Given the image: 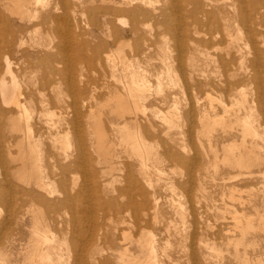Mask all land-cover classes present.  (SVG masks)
Returning <instances> with one entry per match:
<instances>
[{
    "label": "rangeland",
    "instance_id": "1",
    "mask_svg": "<svg viewBox=\"0 0 264 264\" xmlns=\"http://www.w3.org/2000/svg\"><path fill=\"white\" fill-rule=\"evenodd\" d=\"M66 1L90 9L78 33L82 41L94 43L92 50L79 41L67 47L63 54L56 47L41 46L38 42L54 45L59 38L39 31L36 40L30 39L28 34L34 27L20 31L19 25L29 22L21 21L16 15L10 16V30L0 27V75L7 55L13 63L12 73L28 96L27 104L34 110L30 118L34 134H41V143L33 154L37 161L32 157L31 163L38 164L33 165L36 176L39 173L46 181L48 175L53 176L54 191L50 195L34 180L30 184L21 181L13 173L19 161L12 164L4 154L11 169L8 168L6 180L2 181L0 175V249L6 251L10 264H24L22 259L34 236V215L46 221L52 234L57 235L58 243L69 249V255L62 249L64 256L59 264H105L104 260L108 264H127L123 259L145 260L150 254H154L157 264H264V226L257 227L259 219H264V51L256 55L246 46L244 67L224 64L223 57L230 55H224L220 47H207L196 33L202 23L177 16L188 7L183 0H151L154 3L139 6L122 0ZM137 6L142 10V22L140 15L135 17L127 11ZM146 11L148 14L144 15ZM161 12L169 15L168 24ZM133 23L138 28L134 32ZM49 26L51 30L55 23L50 22ZM21 39L25 40L23 44ZM115 51L125 60L112 70L105 56ZM76 53L86 61H77ZM256 57L258 63L254 65L252 60ZM129 71L144 78L145 83L140 91L142 113L138 114L136 124L132 123L134 116L126 114L129 126L125 128L124 120L118 119L111 109L110 98L122 94L131 101L133 87L126 82ZM232 72L234 76L230 75ZM203 74L212 79V85H206ZM6 80L8 84L13 83L9 73ZM224 81L236 86L228 91ZM70 83H77L76 87ZM83 90L96 94L93 104L95 116L100 115L103 143L98 150L89 146L79 157L82 163L63 173L62 159L57 156L56 162L50 156L57 154L54 146L59 137L57 129L70 126L69 121L76 116L74 107L68 106L74 105L76 99L80 102L81 129L87 136V111L86 107L81 108L82 95H79ZM7 109L0 90L3 141L9 136L10 117L19 113L17 108L12 107V112ZM230 110L237 112L235 116ZM205 113L226 115L229 121L239 122L228 129V124H214L204 118ZM249 114L255 116L253 124L255 120V130L260 134L255 139L257 154L244 161L249 165L247 171L222 158L228 155L224 146L233 144L248 153L243 141L251 138L243 131L242 123ZM164 116L180 117L174 118V126L169 127L163 121ZM118 121L116 126L114 122ZM51 123L55 128H51ZM70 136L72 140L75 137ZM135 138L139 140L142 154L145 152L150 159L147 167H140L134 153L130 140ZM211 138L217 145L214 148L217 164L214 156H209ZM72 147L69 153L74 152ZM238 149L234 153L236 157L240 156ZM13 151L18 149L14 147ZM256 158L259 160L254 162ZM2 168L0 163V172ZM1 186H6L4 197ZM66 197L70 203L55 206ZM246 222L254 228L249 227L242 234ZM104 234L108 235L106 243L102 240ZM139 236H142L141 243L137 241ZM151 238L152 253L147 244Z\"/></svg>",
    "mask_w": 264,
    "mask_h": 264
},
{
    "label": "bare ground",
    "instance_id": "2",
    "mask_svg": "<svg viewBox=\"0 0 264 264\" xmlns=\"http://www.w3.org/2000/svg\"><path fill=\"white\" fill-rule=\"evenodd\" d=\"M183 1L188 6L186 8V12L181 11L178 13L177 16L179 18H188L192 22H195V23H202V26L196 30V33L201 35L200 40H202L205 43V45H207V47H211V46L220 47L221 50H223L224 55H230V57L226 58V59L223 57L222 61L224 64L226 63V64H230L232 66H234V65L238 66L239 65L241 67H244L246 57L244 56L243 49L246 48V46H250V49H252L253 50L252 52L256 55H258L264 51V39H263L264 38V29H263L264 28L263 27L264 26V0H183ZM122 2L126 3V4H130V5L132 3H136V4H138V6L142 3H144V4L154 3V2H151V0H122ZM178 3L179 2H177V4ZM80 6L81 5H79L77 2H67L66 0H54L53 3L51 2V0H0V27L2 29H5V31L10 30V26L12 24L10 16L16 15V17H18L21 21L28 20V22H29L28 24H25V25L24 24L19 25L20 31L28 30L29 28L34 27L32 30L33 32H30L28 34V37L30 39L36 40V36L39 33V31H42V32L46 31L47 33H52L57 38H59L58 43L54 44V45H52L51 43H47V42L41 43V42L36 41L41 46H46V47L49 46V48L56 47L58 49L59 53L63 54L67 51V49H66L67 47H69V46L73 47L74 43L76 41L77 42L79 41V44H81L82 46H84V45L88 46L89 45V49L92 50L94 43H91V42L89 43L88 41L86 42L84 40H83L84 41L83 42L81 40L83 37L81 39L79 38L80 35L78 32H81V29L83 28L82 22H83V20H85V17L88 15L87 14L88 10H90V9H88V10L83 9V7H80ZM138 6L133 8V9L127 10V11H129L130 13H133V16H135V17L140 15V19L142 22V10H140V8ZM86 8H88V7H86ZM91 11H92V9H91ZM103 12L105 13V11H103ZM147 14H148V12L146 11L144 13V15H147ZM161 14L163 16V21L168 24L169 15L166 14V12H161ZM91 20L92 21L91 22L89 21V22L91 24H93L94 21L92 18H91ZM50 22L55 23V26L51 30H50V26H49ZM136 29H138L137 25H136V23H133V25L131 26V30L134 32V31H136ZM77 33L79 36H77ZM257 36H260L261 40L263 39V41H260V40L257 41L256 40ZM24 42H25V40L21 39L20 44H23ZM260 43H262V44H260ZM84 54L85 53H83V55ZM206 54L210 55L209 52H207ZM236 54L237 55L240 54V57L239 56L237 57ZM95 55H96V53H95ZM105 58H106V61L112 70H116L119 66V63L124 64L123 63L124 58H122V56L119 55L117 52L108 54L105 56ZM44 59H46V58H44ZM75 59L77 61H86L85 57L83 58L82 55H79L78 53H76ZM65 61H66V58H65L64 62ZM93 61H95V60H93ZM4 63H5V67H4L2 74L0 75V90H1L3 103L6 105V107H8V109L6 110L7 112H12V110H13L12 107H14V108H17V110H19V113L17 116L14 115V117H12V118L10 117V119H9L10 121L8 122L9 136L4 141L2 139L1 132H0V163L3 167L1 169L0 175L3 177L2 181L6 180L5 178L8 174V168L11 169V167H8L10 165H8L7 162L5 161L6 159L4 157V154L6 153V155L9 157L10 163L16 164V162L19 161V163H17L15 165L16 169L13 172L14 175L17 174L18 178L25 183L30 184L31 181L34 180L35 183H37L41 188L45 189L47 191V193H50V195H51L54 192L51 188V185L53 182L52 181L53 176L48 175L47 176L48 181H46L44 179L45 177L44 178L41 176L39 177L38 176L39 173L36 176L37 173L35 170V166H37L38 164L36 163L37 165H35V163H34L33 165H35V166H33L31 163L34 160L37 161V159H34L35 157H33V154L35 156V154H36L35 151H37V150H35V148L37 147V145L39 146L41 143V141L39 140V138L41 137V134L37 135L38 136V138H37V136L34 134L33 127L30 124V118H31V115H32L34 110L28 106V104H27V97L28 96L22 90L21 85L19 84L15 75L11 71V65L13 63H12L9 56L5 55ZM257 63H258V59L256 57L252 60V64L256 65ZM193 64H195V61L192 63V65ZM126 65H127V63H125V65L123 67L125 68ZM128 70L132 71V69H129V68H128ZM7 73H9L12 77V80H13L12 84H8L9 82L6 80V74ZM129 73H130V71H129ZM230 75L234 76L235 74H234V72H232ZM168 76H170V75H168ZM203 76L205 78L206 85H212L213 84V81L211 78H208L204 74H203ZM258 77L259 76L256 75L257 80H259ZM81 78H80V80H81ZM9 79H10V77H9ZM126 82L131 83L130 86L133 87L131 89V92L129 91L131 93V99H130L131 101L128 102L125 98H123L122 94H117V96L114 95V96H111V98H110V101H112V103L110 104L111 109L116 113V116L118 119L124 120L123 126L125 128L129 126L128 125L129 123L126 122V118H125L126 114L131 115V118H133L132 116H134V118L132 119V123L136 124L137 119H138L137 118L138 114L142 113V107L143 106L140 102L142 92H140V91H142V85L144 86L143 83H145V80H144V78H141V76L139 77L136 73L131 72L129 79ZM227 82L225 83V81H224L225 85L228 87V89H227L228 91H230L231 89L234 88V86H236V83L231 84V83H227ZM76 84L77 83H70V86L74 87ZM196 84L197 83H195V85ZM86 88H87V86H86ZM85 92H87V91H84V90L79 91V95L80 96L82 95L81 108L86 107L85 110L87 111L86 112L87 136H85L84 132L81 129V122H80L79 117H78L80 114V102L77 99H76L75 104L73 103L74 105H72V104L68 105V106L74 107L75 115H76L73 119H71L69 121V123L71 125L68 126L67 128H62V127L58 128L57 132H56V136L59 135V137L54 142V146L58 150H57V154H54V153L51 154L50 158L54 159L56 162L58 161V159L56 158L57 156L60 157V159H62L63 165H61L60 167H62L63 173L65 171H68L70 167H75L78 164V162L81 160V158H79L80 155L82 153L86 152V150L89 149L88 148L89 146H90V148H94V149L98 150V146L103 143L104 131L101 129V126H100V117H99L100 115L97 114L95 116V110H94L95 105L93 104L94 99H96L95 98L96 94L94 95L92 92H90L91 94H87L88 92L87 93H85ZM128 95L130 98V94H128ZM211 99H213V98H210V100ZM220 101L222 102V100H220ZM107 104L109 105V103H107ZM178 105H175V107L176 106L178 107ZM226 110L228 111V109H225V112H226ZM230 111H232V110H230ZM174 112H175V110H174ZM228 112H226V113H228ZM232 112H234V110ZM235 112H234L233 116H235ZM40 113H42V112H40ZM174 115H176V114H174ZM203 115H204V118H206L207 120H209V121L212 120V122L214 124H217V123H224L225 125L228 124V127H229L228 129H232L233 127H235L237 122H239V121H233V120L229 121L228 116H226V115L212 116V115L207 114V113H205ZM246 115H248V114L246 113L245 116ZM236 116H238V114H236ZM250 116L251 115L249 114V116L245 120H243V123L241 121V123L243 124V131L244 130L247 131V135L251 138V139H249L250 141H248V140L243 141V142H245L243 148L248 153H243V150L242 149L239 150L238 147L235 146L234 144L230 145L229 147L224 146V149L226 151H228V155L225 158H222V160H225V161L230 160L232 166H239V167L246 168L249 166V165L245 164V162H244L246 157L253 159L254 158L253 153L257 154V149H256L257 145L255 144V141H256L255 139L258 138L257 135L260 133H258L255 130V128H257L254 126V125H256L255 120H254V124H253V119H255L254 118L255 116L252 115L253 116V117L251 116L252 119L250 118ZM172 117H170V119L166 116L162 117L164 119L163 121L168 122V125L170 124L169 127L174 126L172 120L174 118H179L180 116H176L174 118H172ZM242 119H243V117H242ZM114 123H116V126H117L120 123V121L114 122ZM53 125H54V123L53 124L51 123V128H55V127H53ZM225 127H223V128L225 129ZM179 128H181V127H179ZM208 128H210V127H208ZM19 132H20V134H19ZM210 132H208L207 134H209ZM14 134H19V135L15 136ZM70 134L75 136L73 140H72V137L70 136ZM130 139H132V138L130 137ZM211 139H209V143H211L209 156L212 157V155H213L214 156L213 160L217 164V161H218L217 160V150L214 149L215 146H217V145H214V143L212 142L213 139L212 140ZM110 140H108V141H110ZM57 141L60 144L57 143ZM130 143L132 144V148H134L135 155L138 156V159L140 162L139 163L140 167H147V165L149 164L147 161L150 159H149V157L148 158L146 157L147 154L145 155V152H143L144 154H142V148L140 149V143H139L138 138L130 140ZM72 146H74V152L69 153L68 151ZM14 147L18 149L17 152L13 151ZM4 149H5V152H3ZM36 149H38V147ZM237 149L239 150L240 156L236 157L234 153L236 152ZM231 153H232V155H231ZM32 157L34 160L32 159ZM257 158H256V160H254V162H257V160H259ZM261 158H263V157H261ZM179 160H181V157L179 158ZM261 161H262V159H261ZM254 162H253V164H254ZM79 163L81 164L82 162H79ZM258 163H259V165L261 164L260 162H258ZM250 165L252 166V164H250ZM15 166H13V167H15ZM249 168H251V167H249ZM246 170L248 171L247 168H246ZM236 174H235V176H236ZM1 176H0V178H1ZM230 176H232V175H230ZM231 178H233V176ZM235 178H237V177H235ZM4 183L5 182H3V185L6 184V183L5 184ZM4 187L6 188V186H1V189H2L1 196L2 197H4V193H3ZM233 187H235V186H233ZM232 189L233 188H231V190ZM234 197H236V196H234ZM68 203H70V200L68 197H66V198L58 201V203H55V206L57 204L67 205ZM50 204L51 203L49 202V207H50ZM228 205H230V204H228ZM231 206H232V204H231ZM53 207H54V205H53ZM228 209H230V208H228ZM236 212H239V211H236ZM240 214H242V213H240ZM139 218L141 220V217H139ZM238 222H240V220H238ZM249 223L247 224V222H246L247 225L245 224L246 226L242 227V230H241V231H243L242 234L244 233V230H246L247 228H249V227L254 228V225L252 223L250 225ZM32 224H33L32 228H33L34 236L32 238V243L29 244L28 249L25 252V259L24 258L22 259V263L24 262V264H59L62 260L61 256H64V255H62V252H61V251H63L62 250L63 248L67 251L68 255L70 254L69 249L66 246L62 247V244L58 243V240L56 239L57 235L54 236L52 234V231L49 228V226L47 225V222L44 220L42 221L41 217H39L38 215H34L33 220H32ZM1 226L2 225H0V228H1ZM263 226H264V219L260 218L258 221L257 227L262 228ZM239 228H241V227L239 226ZM255 228H256V226H255ZM252 231H254V230L252 229ZM148 236H150V235H148ZM102 240H103V242L106 243L108 241V235L104 234ZM141 240H142V236L141 237L139 236L137 238V241L139 243H141ZM151 240H152V238L148 239L147 244L150 245V248H151L150 252L152 253L154 251V245H152L153 243L151 242ZM243 241H244V239H243ZM65 242H66V240H65ZM144 243H146V242H144ZM1 244H0V246H1ZM205 246H206V244H205ZM26 248H25V250H26ZM0 252H1V249H0ZM5 252L6 251H2L0 254L1 255L0 256V264H10V262L8 261V258H7V254ZM258 257L260 258V256H258ZM133 258L134 257L129 258V259L125 258L123 260L127 261L126 262L127 264H157V260H156V257L154 256V254L153 255L150 254L147 257V259H145V260H142V258H139V257H138V259H133ZM245 259H247V258H244V260ZM248 259H250V258L248 257ZM262 259H263V257H262ZM77 263L80 264L79 262H77ZM102 263L108 264L107 260L102 261ZM81 264H83V263H81Z\"/></svg>",
    "mask_w": 264,
    "mask_h": 264
}]
</instances>
